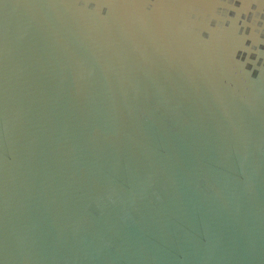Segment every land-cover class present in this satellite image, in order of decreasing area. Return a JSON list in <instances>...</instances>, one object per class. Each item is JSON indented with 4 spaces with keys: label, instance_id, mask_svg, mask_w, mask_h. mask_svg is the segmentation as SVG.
<instances>
[{
    "label": "water",
    "instance_id": "95a60500",
    "mask_svg": "<svg viewBox=\"0 0 264 264\" xmlns=\"http://www.w3.org/2000/svg\"><path fill=\"white\" fill-rule=\"evenodd\" d=\"M0 264H264V0H0Z\"/></svg>",
    "mask_w": 264,
    "mask_h": 264
}]
</instances>
